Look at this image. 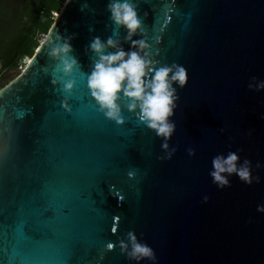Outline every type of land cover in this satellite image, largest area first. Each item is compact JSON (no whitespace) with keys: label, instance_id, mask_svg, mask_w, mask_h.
<instances>
[{"label":"water","instance_id":"water-1","mask_svg":"<svg viewBox=\"0 0 264 264\" xmlns=\"http://www.w3.org/2000/svg\"><path fill=\"white\" fill-rule=\"evenodd\" d=\"M132 2L155 58L187 72L172 118L175 154L158 159L161 140L127 101L123 126L99 112L85 49L94 36L118 38L125 51L130 45L123 29L113 36L108 0H66L49 41L0 90V215L8 221L0 224V264H17L8 225L24 220L38 241L22 264H64L70 248V264L80 255L77 264H134L115 246L129 231L153 249L155 264H264V212L257 211L264 205V90L248 89L252 77L264 80V0ZM57 35H74L82 72L53 73L47 53ZM67 80H75L70 94ZM230 151L251 162L259 182L233 175L222 190L212 183V158Z\"/></svg>","mask_w":264,"mask_h":264},{"label":"clouds","instance_id":"clouds-1","mask_svg":"<svg viewBox=\"0 0 264 264\" xmlns=\"http://www.w3.org/2000/svg\"><path fill=\"white\" fill-rule=\"evenodd\" d=\"M106 10L113 26V36L117 29H123L126 33L124 43L130 47L125 51L121 41L112 36L107 39L94 36L91 39L85 49L86 53H91V65L87 74L90 95L99 112L117 126L125 124L121 100L127 101V111L135 114L136 119L161 140L164 155L158 159L171 160L177 150L170 148L169 144L176 131L172 118L179 100L177 90H182L187 85V72L182 65L161 64L155 58L151 45L144 38V25L132 0H108ZM105 27L107 29L109 25ZM137 35L141 39L134 40L133 37ZM74 38V35L67 38L57 35L55 43L50 42L47 55L55 64L54 74L60 72L64 77H71L74 71H81V66L73 55L71 40ZM45 41H49V37L45 36L41 43ZM51 83L55 87L59 82L53 79ZM74 86L75 80H67L63 83V90L70 94ZM248 89L255 92L264 90V80L252 77ZM62 106L65 111H71L67 100L62 101ZM261 119H264V115ZM187 152L189 156L195 154L191 148ZM211 165L209 176L220 190L230 186V177L233 175L248 185L253 180L259 182V178L251 174V162L247 159L241 162L236 152L214 156ZM208 199V196H204L203 202L207 203ZM257 211L264 212V205H258ZM115 246H118L121 255L134 264H142L146 260L155 264L153 249L141 242L132 231L120 238ZM106 248L111 251L114 245L109 243Z\"/></svg>","mask_w":264,"mask_h":264},{"label":"trees","instance_id":"trees-1","mask_svg":"<svg viewBox=\"0 0 264 264\" xmlns=\"http://www.w3.org/2000/svg\"><path fill=\"white\" fill-rule=\"evenodd\" d=\"M65 2L66 0H34L31 2L34 6L29 4L28 9L23 11L24 20L16 35L12 36L0 53V74L5 68L17 66L23 56L33 57L40 45V40L35 41L36 34L39 31H44L45 34L49 32L54 23L52 13L58 14Z\"/></svg>","mask_w":264,"mask_h":264},{"label":"rangeland","instance_id":"rangeland-1","mask_svg":"<svg viewBox=\"0 0 264 264\" xmlns=\"http://www.w3.org/2000/svg\"><path fill=\"white\" fill-rule=\"evenodd\" d=\"M33 1L34 0H0V53L4 46L9 43V40L13 38L12 36L16 35L24 20L23 11ZM31 5L34 6L33 3H31ZM52 15L54 19L57 16L56 13H52ZM33 29L34 27L31 31H33ZM45 36L46 34L44 31H39L36 34L35 41H37V39L42 41ZM31 58V56H23L19 59L17 66L5 68L3 70L0 74V90L20 75Z\"/></svg>","mask_w":264,"mask_h":264},{"label":"snow or ice","instance_id":"snow-or-ice-1","mask_svg":"<svg viewBox=\"0 0 264 264\" xmlns=\"http://www.w3.org/2000/svg\"><path fill=\"white\" fill-rule=\"evenodd\" d=\"M136 7H138V5H136ZM4 152H5L4 146L0 145V157H3ZM0 224H8V221L2 215H0ZM8 226L11 227L13 248L14 249H19V251L17 253V255L19 257V259L17 260V264H22L24 258L27 255V252H28V247L27 246L29 244H31V243H34V242L38 241V240L34 239L33 236L30 234V230H32V231H35V230L30 229L29 223H28L27 220L17 221L14 224H10ZM110 231L112 233H115L116 232V228L112 227L110 229ZM108 244L109 243H107L106 246ZM94 250L95 249L92 248V247H90L88 249L89 252H92ZM105 254L106 253L101 252L100 256H105ZM71 256H72V250L70 248L67 256L65 257L64 264H70ZM80 256L76 259L75 264H77V262L79 261Z\"/></svg>","mask_w":264,"mask_h":264},{"label":"bare ground","instance_id":"bare-ground-1","mask_svg":"<svg viewBox=\"0 0 264 264\" xmlns=\"http://www.w3.org/2000/svg\"><path fill=\"white\" fill-rule=\"evenodd\" d=\"M30 62V60L28 61V63Z\"/></svg>","mask_w":264,"mask_h":264},{"label":"built area","instance_id":"built-area-1","mask_svg":"<svg viewBox=\"0 0 264 264\" xmlns=\"http://www.w3.org/2000/svg\"><path fill=\"white\" fill-rule=\"evenodd\" d=\"M40 43H41V41H40Z\"/></svg>","mask_w":264,"mask_h":264}]
</instances>
